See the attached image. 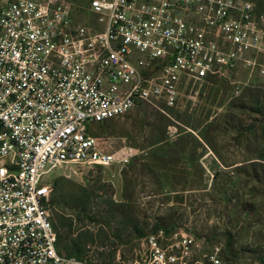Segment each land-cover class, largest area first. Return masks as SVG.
<instances>
[{
    "label": "built area",
    "instance_id": "1",
    "mask_svg": "<svg viewBox=\"0 0 264 264\" xmlns=\"http://www.w3.org/2000/svg\"><path fill=\"white\" fill-rule=\"evenodd\" d=\"M251 0H0V264H88L56 249L50 173L108 166L90 129L264 57ZM250 56V57H249ZM186 232L130 264H224ZM264 264V263H261Z\"/></svg>",
    "mask_w": 264,
    "mask_h": 264
},
{
    "label": "rangeland",
    "instance_id": "2",
    "mask_svg": "<svg viewBox=\"0 0 264 264\" xmlns=\"http://www.w3.org/2000/svg\"><path fill=\"white\" fill-rule=\"evenodd\" d=\"M251 1L264 13V0ZM222 73L188 86L175 106L141 103L94 125L90 134L113 156L108 166L50 173L62 185L54 224L110 236L79 259L111 251L115 264H130L160 230L189 233L205 252L222 242L224 264L264 263V79L242 64ZM82 189L89 204L74 207Z\"/></svg>",
    "mask_w": 264,
    "mask_h": 264
},
{
    "label": "trees",
    "instance_id": "3",
    "mask_svg": "<svg viewBox=\"0 0 264 264\" xmlns=\"http://www.w3.org/2000/svg\"><path fill=\"white\" fill-rule=\"evenodd\" d=\"M258 1L261 2L262 0ZM260 2H258V4ZM52 187L53 205L54 203H57V200L61 195L62 185L59 180H55L54 183H52ZM90 196V193H88L86 190H78L71 196L75 205L74 207H78V205L85 207V205H88ZM71 221L72 220L69 221L67 226H58L56 223L54 224L52 220L53 227L57 232L56 249L59 254H63L67 257L81 258L87 255V253L90 251L96 237H101L103 241H107V238L110 237L106 232L101 231H99L97 235H93L89 231L77 232V230H73ZM113 236L118 238L116 234H113ZM87 262L88 264H115L114 254L111 251L107 253L100 252L97 253L96 257H93V259H88Z\"/></svg>",
    "mask_w": 264,
    "mask_h": 264
}]
</instances>
